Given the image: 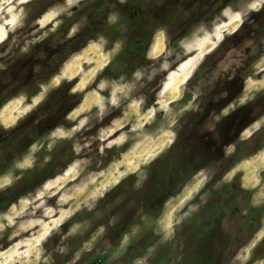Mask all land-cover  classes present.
Returning <instances> with one entry per match:
<instances>
[{
  "label": "rangeland",
  "instance_id": "rangeland-1",
  "mask_svg": "<svg viewBox=\"0 0 264 264\" xmlns=\"http://www.w3.org/2000/svg\"><path fill=\"white\" fill-rule=\"evenodd\" d=\"M0 30V264H264V0H0Z\"/></svg>",
  "mask_w": 264,
  "mask_h": 264
},
{
  "label": "flooded vegetation",
  "instance_id": "flooded-vegetation-1",
  "mask_svg": "<svg viewBox=\"0 0 264 264\" xmlns=\"http://www.w3.org/2000/svg\"><path fill=\"white\" fill-rule=\"evenodd\" d=\"M255 11H257V10H255ZM244 21V20H243ZM243 23V22H242ZM238 27V26H237ZM241 28V27H240ZM240 28H236L230 35H233V36H236L239 32H240ZM254 36H253V39L256 41V46L257 47H259V45H260V43H259V41L261 42V44L262 43H264V41L262 42V39H263V34H264V32H260V33H258V32H254ZM151 38V37H150ZM149 38V39H150ZM225 37L222 39V40H220V42L216 45L217 47H219L220 46V44L223 42H225ZM236 39V38H235ZM151 40V39H150ZM224 40V41H223ZM237 41V40H236ZM149 42H147V48H148V46H150L149 44H148ZM236 45H238V43H235ZM241 44V43H240ZM261 46V48H262V45H260ZM257 50V49H256ZM247 52H248V50H247ZM258 53V51L256 52V54ZM247 56H249L248 54H247ZM245 58H247L246 56H244V58L243 59H245ZM241 58H238V60H240ZM251 60V59H250ZM257 62V61H256ZM256 62L255 63H253V65H255L256 64ZM201 63V62H200ZM233 69L235 70V73H233L232 71H233ZM240 70V68L238 67H232V69H230V72H227L226 73V77L224 76L223 78H225L226 80L227 79H234V80H237L239 83L241 82V83H243L244 81H246V78H248V76L249 75H246L245 73H243L242 71H239ZM229 103H230V101H229ZM259 106H260V108H262V102H260L259 103ZM235 112V111H234ZM228 116H230V115H228ZM230 119V118H229ZM243 119H245V115L243 116V117H239L238 119L237 118H235L234 119V122L232 123V128H234V127H236L237 125H239V123H242L243 122ZM228 120H226L225 121V124H224V126L225 125H228ZM230 128H231V123H230ZM227 127V126H226ZM225 127V128H226ZM229 129V128H228ZM228 131H230V129L229 130H227V132L225 133V134H223V135H225V137L224 138H226L227 137V133H228ZM231 133V131L229 132V134ZM231 135V134H230ZM208 156H210V154H208ZM209 161H214V160H212V159H209V160H207L203 165H201V166H199L198 168H196V169H194V170H199V169H203L204 168V165H207L208 163H210ZM194 170H192V171H194ZM191 171V172H192ZM189 174H190V172L185 176V179H184V181H183V183L184 184H186L187 182H188V179H189ZM182 186V185H181ZM180 186V187H181ZM179 190V189H178Z\"/></svg>",
  "mask_w": 264,
  "mask_h": 264
},
{
  "label": "snow or ice",
  "instance_id": "snow-or-ice-1",
  "mask_svg": "<svg viewBox=\"0 0 264 264\" xmlns=\"http://www.w3.org/2000/svg\"><path fill=\"white\" fill-rule=\"evenodd\" d=\"M253 7H254V5H253ZM239 17L237 16V19H238ZM4 38V34H3V32H2V30H0V40H2Z\"/></svg>",
  "mask_w": 264,
  "mask_h": 264
},
{
  "label": "water",
  "instance_id": "water-1",
  "mask_svg": "<svg viewBox=\"0 0 264 264\" xmlns=\"http://www.w3.org/2000/svg\"><path fill=\"white\" fill-rule=\"evenodd\" d=\"M151 40H152V38H151ZM150 43H151V42H150ZM150 43H149V44H150Z\"/></svg>",
  "mask_w": 264,
  "mask_h": 264
}]
</instances>
